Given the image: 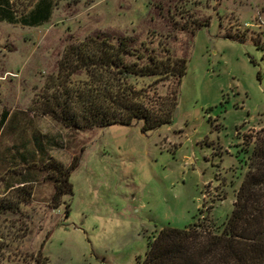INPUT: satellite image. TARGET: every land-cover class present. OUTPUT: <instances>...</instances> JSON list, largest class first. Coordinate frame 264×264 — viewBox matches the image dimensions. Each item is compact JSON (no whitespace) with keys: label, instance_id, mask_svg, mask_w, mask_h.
<instances>
[{"label":"rangeland","instance_id":"1","mask_svg":"<svg viewBox=\"0 0 264 264\" xmlns=\"http://www.w3.org/2000/svg\"><path fill=\"white\" fill-rule=\"evenodd\" d=\"M39 1L10 0L15 22L0 23V201L15 204L0 214V264H34L40 249L47 264H140L164 227L205 216L221 230L264 129V0H47L51 18L26 26ZM97 32L186 58L170 124L74 129L42 114L65 49ZM155 78L136 88L166 96L173 80ZM75 156L56 207L44 165Z\"/></svg>","mask_w":264,"mask_h":264},{"label":"trees","instance_id":"2","mask_svg":"<svg viewBox=\"0 0 264 264\" xmlns=\"http://www.w3.org/2000/svg\"><path fill=\"white\" fill-rule=\"evenodd\" d=\"M0 15L15 22L9 5L0 6ZM50 18L51 2L40 0L25 25L38 26ZM168 51L151 47L137 35L97 32L68 45L58 62L57 74L49 80L53 85L47 86L36 101H41L43 115L74 129L130 126L141 121L142 131H147L170 124L188 62L185 57H171ZM81 73L88 78L73 82L72 78ZM152 76L155 83L171 79L174 87L166 96H149L146 88H136L140 79ZM8 115L7 111L3 113L1 123ZM77 161L75 156L68 168L58 162L44 165L48 173H53L51 202L56 207L65 196L73 195L70 176ZM248 167L236 192L233 212L221 230L205 216L184 229L164 227L149 242L140 264H264V129L257 137ZM27 173L31 175L29 170ZM28 181L20 183L21 187ZM32 196L30 190L23 189L19 202H29ZM14 209L15 204L0 201V214ZM34 264H47L41 249Z\"/></svg>","mask_w":264,"mask_h":264},{"label":"crops","instance_id":"3","mask_svg":"<svg viewBox=\"0 0 264 264\" xmlns=\"http://www.w3.org/2000/svg\"><path fill=\"white\" fill-rule=\"evenodd\" d=\"M0 2H1V4H0V6L2 7V8H6V5H10L9 3H10V0H0ZM1 22H8V23H11L9 20H8V18H6V16H4V15H0V23ZM26 26H28V25H26ZM29 27H32V26H29Z\"/></svg>","mask_w":264,"mask_h":264}]
</instances>
